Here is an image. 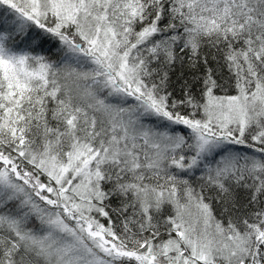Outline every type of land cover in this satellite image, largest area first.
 <instances>
[{"label":"snow or ice","instance_id":"1","mask_svg":"<svg viewBox=\"0 0 264 264\" xmlns=\"http://www.w3.org/2000/svg\"><path fill=\"white\" fill-rule=\"evenodd\" d=\"M0 264H264V0H0Z\"/></svg>","mask_w":264,"mask_h":264}]
</instances>
